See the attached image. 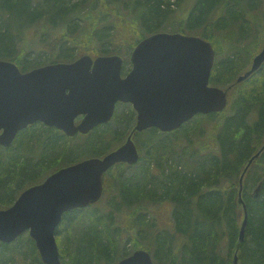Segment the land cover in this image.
I'll list each match as a JSON object with an SVG mask.
<instances>
[{"label": "trees", "instance_id": "1", "mask_svg": "<svg viewBox=\"0 0 264 264\" xmlns=\"http://www.w3.org/2000/svg\"><path fill=\"white\" fill-rule=\"evenodd\" d=\"M245 1L251 4V0H196L185 24L205 25L195 35L214 45V13L224 9L237 23L240 15L249 18L246 10L251 6ZM171 6V0H0V59L13 61L25 72L50 63L72 62L84 53L92 57L93 52L119 53L116 44L120 38L133 49L146 36L176 24ZM263 11L248 19L256 31L263 29L256 26L264 25L259 17ZM31 30L32 36H28ZM224 37L229 36L226 33ZM89 40L98 42L96 50L83 45ZM237 55L216 60L211 74L212 85L232 87L224 111L198 114L172 132L152 127L134 134L138 148L146 150V158L141 155L136 164H118L129 170H118L114 195L117 210L128 209L129 228L137 232L133 247L127 249L122 244V235L112 238L113 230L101 220L113 213L102 216L92 204L66 212L56 229L63 264H111L139 248L150 251L156 264H233L235 255L240 264H264V150L243 178L248 225L242 241L239 233L244 210L238 202L244 169L264 144V64L247 79L236 82L249 62H237ZM128 113L116 110L114 122L73 137L37 122L20 131L9 147L0 145V208L13 205L26 188L58 169L103 157L117 148L126 140L135 118L132 108ZM205 123L212 127L203 139ZM183 140H187L184 145ZM188 158L184 166L179 162ZM257 184L260 190L256 197L252 188ZM166 200L172 204L175 232L154 234L151 251L144 244L143 227L153 223L148 214L154 205ZM78 222L85 227L75 239L68 234L60 237ZM13 263H44L28 233L12 243L0 241V264Z\"/></svg>", "mask_w": 264, "mask_h": 264}, {"label": "water", "instance_id": "2", "mask_svg": "<svg viewBox=\"0 0 264 264\" xmlns=\"http://www.w3.org/2000/svg\"><path fill=\"white\" fill-rule=\"evenodd\" d=\"M215 58L212 43L203 37L160 31L137 43L130 56L132 67L125 75L119 54L95 58L84 54L72 62L50 63L25 72L13 61L0 59V145L4 147L39 121L75 136L109 122L118 102L131 103L137 112L136 124L123 144L103 157L58 169L26 188L13 205L0 208V241L12 243L28 232L45 264H62L55 233L64 213L99 201L110 168L139 161L135 132L150 127L173 131L197 114L226 109L232 87L210 84ZM263 63L264 45L236 82L247 79ZM263 150L264 144L240 178L238 202L244 210L240 241L248 225L242 197L244 174ZM118 264L156 263L150 251L139 248ZM233 264H238L237 255Z\"/></svg>", "mask_w": 264, "mask_h": 264}, {"label": "rangeland", "instance_id": "3", "mask_svg": "<svg viewBox=\"0 0 264 264\" xmlns=\"http://www.w3.org/2000/svg\"><path fill=\"white\" fill-rule=\"evenodd\" d=\"M171 2H172L171 8L173 9L174 14H175L174 18L176 19L175 20L176 24L175 25H169L168 30H160V31L175 32V31H173V29L176 28L178 30L176 32H180V33H184V34H188V35H195V32H201L202 31V27L205 25H193L191 27L196 30V31H193L189 25L185 24V22H186L185 16H186L187 12L193 7L196 0H171ZM249 4L250 3L245 1V5L249 6ZM250 6L251 7H248L249 11L247 12L248 9L246 10V14H247V16H249V18L244 17V14L240 15L237 23L232 22L231 17L225 15L224 9H220L219 11H216L214 13L215 14L214 21H216V23L212 26L213 30L211 33V36L214 38V46L216 47V52H217L216 60H221L222 58L228 57V56L232 57L233 53H236V55L237 54L238 55L234 56V57L237 60V62L239 60H240V62H245L246 59L249 60L246 67L244 69H242L243 73L251 67L255 55L262 49V47L264 45V38H261L262 35L264 34V25H256V26H260V27L263 26V29L261 31L260 30L256 31V29L252 28L254 26V25H252V22L248 20V19H250V20L254 19L255 15L257 13H259L260 10L264 9V0H259V1H255V0L252 1L251 0ZM259 17L264 22V11H263V17H261V16H259ZM218 25H220V26H218ZM217 27L221 28L222 30L217 29ZM160 31H158V32H160ZM226 33L230 38L224 37V35ZM27 34H28V36H32V30L29 31ZM125 36H127V37L130 36V33H126ZM16 41L18 42L19 39H17ZM117 42L118 43L116 44V46H117L119 53H117V52L112 53L111 52V54H119L120 56L123 57V59H124L123 72L126 74L132 67L130 56H131L132 50L134 48L129 49V46H127L128 44L126 43V39H124V38L118 39ZM82 43L86 48H90V49H94V50H96V48H94L95 45L98 44V42L96 40L83 41ZM120 43H123V44H120ZM233 44H235V45H233ZM93 54H94L93 57H95L97 55H101L98 53L96 54L94 52H93ZM81 55H83V54H81ZM36 56H37V54H34L33 57L35 58ZM230 91H229V93H230ZM229 101H230V98L228 100V105H229ZM127 105H129V106H127ZM129 107L132 108L135 112L134 121H133L131 127L129 128L131 131V129L134 127V125L136 124V121H137V112L134 109L133 105L132 104L130 105L127 103H122V104L120 103V104H118L116 110H118L119 112L129 114L128 113L130 110ZM111 122H114V121L112 120ZM203 125L206 128L205 132L202 134L203 139H204L208 136L207 130L211 129L212 125H207V123H205ZM188 126L189 125H187V127ZM130 131L128 133H126V135L124 136L125 138L129 135ZM179 137H182V134H180ZM133 139L137 145L136 139L134 137H133ZM194 140L195 141L197 140L196 137H194ZM123 142H125V140H123L121 144H123ZM180 142H182V145H184L185 143H187V140H183ZM183 142H185V143H183ZM189 144L190 143L186 144V148L189 147ZM137 147H138V145H137ZM179 148H181V147H179ZM189 149H190V151H192L191 148H189ZM180 151H181V149H180ZM139 152L143 157H145L144 155L147 154L146 150L139 149ZM171 156L172 155H170L169 157H171ZM179 160H180L179 162L183 166L186 163H189V158L187 159V162L185 160H181V159H179ZM124 164H126V163H124ZM118 166L119 165L117 164L116 166H114L113 168H111L107 172L108 174H106L105 181H104V194H103L101 200L95 204L98 207L99 212L102 213V216L103 215L105 216L106 212H112L113 213L112 217L106 216L101 221L105 222L106 226L107 227L110 226L111 229L113 230L114 234H111L112 238L117 239L118 237H120V235H122V240H123L122 244H125L126 248L130 249L134 245V241H132V240L135 239V237H137V232L135 231V229L130 230V228H129L131 223L130 224L128 223L129 219L126 216L128 209H123V210L118 209L117 210L116 207L118 205L114 201L115 200L114 195H115L116 184H117V182H116L117 172H118V170L122 171L124 169H126V170H129V169L126 167L122 168V167H118ZM180 167H182V166L180 165ZM154 170H156V169H154ZM259 190H260V184H257L254 188H252L253 192H256ZM148 218L150 220H152L153 223L151 225H150V223H147V226L145 225L143 227L144 228L143 236H146V240H145V238L143 240H145L144 244L145 245L147 244L150 247V250L152 251L154 246L151 242L153 240L154 234L155 235L159 234L162 231L168 232L169 234L170 233L172 234L175 232L174 231V225H173V219H172V204L167 200L156 203L154 205V208H152L151 212L148 214ZM117 221H118V223H117ZM117 225H120V226L118 227ZM83 227H85V224L83 222H78L74 225V227L71 230L63 231L61 233L60 237L62 238L64 235L68 234L69 236H72L73 239H75L77 237V234L81 232ZM115 229H118L119 231H116ZM26 233H28V232H26ZM139 237H140V235H139ZM140 239H141V237H140ZM59 241H60V239L58 238V242ZM120 241H121V239H120ZM123 251H124V247H123ZM68 258L69 257H66L65 263L68 261ZM120 259H122V258H117L116 262H115V260L113 262L111 261V264H114V262H115V264H118ZM42 263H43V261H42ZM15 264H17V263H15ZM238 264H240L239 261H238Z\"/></svg>", "mask_w": 264, "mask_h": 264}, {"label": "flooded vegetation", "instance_id": "4", "mask_svg": "<svg viewBox=\"0 0 264 264\" xmlns=\"http://www.w3.org/2000/svg\"><path fill=\"white\" fill-rule=\"evenodd\" d=\"M140 153V152H139ZM258 191H256V193L254 194L256 197L258 196V193H257Z\"/></svg>", "mask_w": 264, "mask_h": 264}]
</instances>
